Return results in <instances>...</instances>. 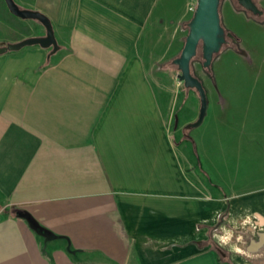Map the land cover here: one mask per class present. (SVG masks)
I'll use <instances>...</instances> for the list:
<instances>
[{
  "label": "crops",
  "instance_id": "crops-1",
  "mask_svg": "<svg viewBox=\"0 0 264 264\" xmlns=\"http://www.w3.org/2000/svg\"><path fill=\"white\" fill-rule=\"evenodd\" d=\"M15 1L58 48L0 53V264H264V184L206 179L153 75L189 0ZM17 18L0 44L45 33Z\"/></svg>",
  "mask_w": 264,
  "mask_h": 264
},
{
  "label": "rangeland",
  "instance_id": "rangeland-1",
  "mask_svg": "<svg viewBox=\"0 0 264 264\" xmlns=\"http://www.w3.org/2000/svg\"><path fill=\"white\" fill-rule=\"evenodd\" d=\"M195 1L189 0L192 8L188 19ZM258 2L264 7V0ZM184 3L173 0L172 12L179 11L180 5L184 12ZM218 9L227 30L226 42L208 67L202 65L200 46L190 62L191 72L202 81L207 95V111L200 124L186 126L197 117L199 96L177 77L179 70L172 59L181 48L170 56L157 55L153 75L170 93L171 131L174 136L181 135L176 141L179 151L190 153L197 163L201 161L203 175L222 189H241L264 184V175H258L260 169L264 174V14L244 11L237 0H220ZM0 11L5 17L0 16V23L9 17L14 19L11 26L20 28L19 18L8 16L1 7ZM228 31L236 35V40ZM7 32L0 31V35ZM160 50L163 55L169 54L172 47ZM161 95L165 101V95Z\"/></svg>",
  "mask_w": 264,
  "mask_h": 264
},
{
  "label": "water",
  "instance_id": "water-1",
  "mask_svg": "<svg viewBox=\"0 0 264 264\" xmlns=\"http://www.w3.org/2000/svg\"><path fill=\"white\" fill-rule=\"evenodd\" d=\"M238 3L252 13H261V9L253 0H237ZM8 10L20 18H32L38 20L45 28V33L38 36H28L18 41L0 44V53L6 50L19 49L24 45L39 44L42 47H51L50 52L58 48L50 19L43 12L26 7H20L15 0H4ZM220 0H196L191 17L187 20V32L179 54L172 59L179 72L177 77L183 81L185 87L194 88L199 96L198 114L195 120L188 122L186 126H196L203 120L207 111L206 89L202 81L195 76L190 69L191 58L196 54L200 46L202 65L208 67L213 54L218 52L225 42L224 27L220 21Z\"/></svg>",
  "mask_w": 264,
  "mask_h": 264
},
{
  "label": "trees",
  "instance_id": "trees-1",
  "mask_svg": "<svg viewBox=\"0 0 264 264\" xmlns=\"http://www.w3.org/2000/svg\"><path fill=\"white\" fill-rule=\"evenodd\" d=\"M0 7L3 8L4 11H6V13H7L9 16H11V17H15V18H16L15 15H13L12 13H10V12L8 11V8H7V6H6L5 2H4V0H0ZM0 12H1V11H0ZM1 14H3V13H1ZM0 16H2V15H0ZM224 32H225V35H226V32H227L226 28H224ZM228 33H230V35H231L230 38L236 40V35H235L234 33H232L231 31H228ZM225 40H226V39H225ZM225 42H226V41H225ZM196 54H197V52H196ZM196 54H195V55H196ZM200 54H201V50H200ZM214 54H216V53H214ZM214 54H213V56H214ZM195 55H194V56H195ZM194 56H193V57H194ZM193 57H192V58H193ZM192 58H191V60H192Z\"/></svg>",
  "mask_w": 264,
  "mask_h": 264
},
{
  "label": "flooded vegetation",
  "instance_id": "flooded-vegetation-1",
  "mask_svg": "<svg viewBox=\"0 0 264 264\" xmlns=\"http://www.w3.org/2000/svg\"><path fill=\"white\" fill-rule=\"evenodd\" d=\"M253 1H254V2L257 4V6L262 10L261 13H254V14H259V15L264 14V7H260V4H259L258 0H253ZM237 2H238V1H237ZM238 5H239L240 8L243 9L244 11H249V12H251L250 10L245 9L244 7H242L239 3H238ZM251 13H252V12H251Z\"/></svg>",
  "mask_w": 264,
  "mask_h": 264
}]
</instances>
